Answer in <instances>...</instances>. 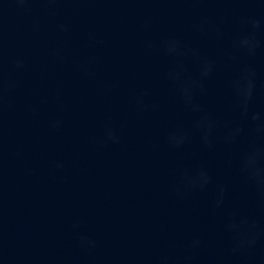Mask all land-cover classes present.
<instances>
[{"label":"water","instance_id":"obj_1","mask_svg":"<svg viewBox=\"0 0 264 264\" xmlns=\"http://www.w3.org/2000/svg\"><path fill=\"white\" fill-rule=\"evenodd\" d=\"M0 264H264V0H0Z\"/></svg>","mask_w":264,"mask_h":264}]
</instances>
